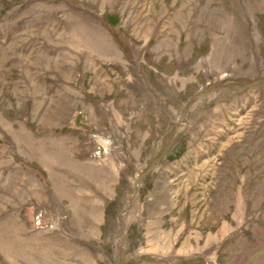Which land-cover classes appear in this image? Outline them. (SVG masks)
Returning a JSON list of instances; mask_svg holds the SVG:
<instances>
[{
  "label": "rangeland",
  "instance_id": "374dc122",
  "mask_svg": "<svg viewBox=\"0 0 264 264\" xmlns=\"http://www.w3.org/2000/svg\"><path fill=\"white\" fill-rule=\"evenodd\" d=\"M0 264H264V0H0Z\"/></svg>",
  "mask_w": 264,
  "mask_h": 264
},
{
  "label": "built area",
  "instance_id": "2783aa9c",
  "mask_svg": "<svg viewBox=\"0 0 264 264\" xmlns=\"http://www.w3.org/2000/svg\"><path fill=\"white\" fill-rule=\"evenodd\" d=\"M36 222L39 224V225H42V221H43V214L42 213H39L37 216H36Z\"/></svg>",
  "mask_w": 264,
  "mask_h": 264
}]
</instances>
